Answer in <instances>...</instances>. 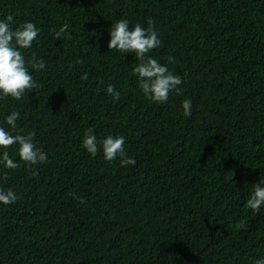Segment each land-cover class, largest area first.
Listing matches in <instances>:
<instances>
[{
    "label": "trees",
    "instance_id": "16d2710c",
    "mask_svg": "<svg viewBox=\"0 0 264 264\" xmlns=\"http://www.w3.org/2000/svg\"><path fill=\"white\" fill-rule=\"evenodd\" d=\"M0 264H264V0H0Z\"/></svg>",
    "mask_w": 264,
    "mask_h": 264
}]
</instances>
